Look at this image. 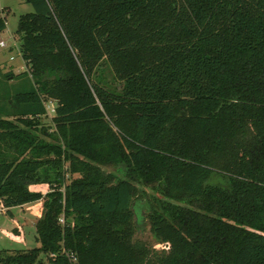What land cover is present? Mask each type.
Returning <instances> with one entry per match:
<instances>
[{
  "label": "trees",
  "instance_id": "16d2710c",
  "mask_svg": "<svg viewBox=\"0 0 264 264\" xmlns=\"http://www.w3.org/2000/svg\"><path fill=\"white\" fill-rule=\"evenodd\" d=\"M26 1L0 204L40 245L0 264H264V0Z\"/></svg>",
  "mask_w": 264,
  "mask_h": 264
},
{
  "label": "rangeland",
  "instance_id": "374dc122",
  "mask_svg": "<svg viewBox=\"0 0 264 264\" xmlns=\"http://www.w3.org/2000/svg\"><path fill=\"white\" fill-rule=\"evenodd\" d=\"M0 8H5L7 17V27L0 34L1 38L7 43V47L0 46V68L3 72L19 73L27 69L25 61L20 54V36L17 34L19 18L22 14L34 11L33 6L26 0H0ZM105 75L111 79L112 73L107 68ZM14 79H9L8 84L14 83ZM47 113L42 117L43 125L47 128L53 127L52 116L54 114V104L48 103ZM106 170H114L113 167H105ZM46 190L47 185L40 186ZM150 191V190H149ZM30 203L24 206L12 208L13 216H10L6 209L0 204V249L10 248H33L40 245L37 240L36 222L42 214V201ZM145 208V207H144ZM141 207L142 214L145 209ZM139 217L136 215V220ZM137 237L145 240H152V234L147 226V220L140 223ZM55 264V263H48Z\"/></svg>",
  "mask_w": 264,
  "mask_h": 264
},
{
  "label": "built area",
  "instance_id": "2783aa9c",
  "mask_svg": "<svg viewBox=\"0 0 264 264\" xmlns=\"http://www.w3.org/2000/svg\"><path fill=\"white\" fill-rule=\"evenodd\" d=\"M0 15H1V13H0ZM0 46L1 47H7V43L1 38V36H0Z\"/></svg>",
  "mask_w": 264,
  "mask_h": 264
},
{
  "label": "crops",
  "instance_id": "0c3cea01",
  "mask_svg": "<svg viewBox=\"0 0 264 264\" xmlns=\"http://www.w3.org/2000/svg\"><path fill=\"white\" fill-rule=\"evenodd\" d=\"M3 32V31H2ZM2 32H0V34L2 33ZM35 203H37V204H40V202H35ZM30 204V203H29ZM25 205H28V204H25ZM24 206V205H23Z\"/></svg>",
  "mask_w": 264,
  "mask_h": 264
}]
</instances>
